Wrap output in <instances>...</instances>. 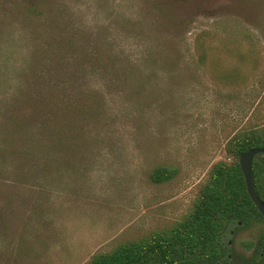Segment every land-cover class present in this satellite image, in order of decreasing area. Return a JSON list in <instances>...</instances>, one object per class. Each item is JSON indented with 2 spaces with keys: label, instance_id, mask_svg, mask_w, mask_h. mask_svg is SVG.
Instances as JSON below:
<instances>
[{
  "label": "rangeland",
  "instance_id": "1",
  "mask_svg": "<svg viewBox=\"0 0 264 264\" xmlns=\"http://www.w3.org/2000/svg\"><path fill=\"white\" fill-rule=\"evenodd\" d=\"M173 1L194 21L181 44L183 70L150 76L141 106L127 94L110 96L111 140L84 185L59 178L48 190L28 188L15 182L12 162L0 163V206L9 214L3 246L12 245L0 264H90L97 254L170 229L191 211L213 165L229 160L230 138L264 127V0ZM142 4L117 0L116 12L152 18ZM146 20L141 35L129 33V45L150 44L140 36L158 34ZM203 31L212 43L206 64L194 46ZM3 60L9 71L0 77V107L15 93L23 52L10 44ZM158 166L176 169L177 177L153 183ZM40 201L47 203L43 220L32 218ZM232 230L222 264H264V221Z\"/></svg>",
  "mask_w": 264,
  "mask_h": 264
},
{
  "label": "trees",
  "instance_id": "2",
  "mask_svg": "<svg viewBox=\"0 0 264 264\" xmlns=\"http://www.w3.org/2000/svg\"><path fill=\"white\" fill-rule=\"evenodd\" d=\"M141 1L152 18L119 16L117 0H0V77L9 71L3 60L8 45L16 44L24 56L15 93L0 107V163L12 162L18 185L44 191L63 181L59 178L84 185L97 153L111 140L110 96L127 94L141 106L150 76L181 73L187 60L181 44L193 19L179 15L173 0ZM146 19L158 34L140 36L150 37V44L129 45V33L141 35ZM209 34L198 33L194 41L202 64L212 48ZM225 148L229 160L213 165L182 221L97 254L90 264L229 261L226 238L232 227L264 221L240 167L244 154L264 148V127L238 132ZM177 175L176 169L158 166L150 179L165 184ZM253 181L264 202V154L253 160ZM38 206L32 218L43 220L47 203ZM8 218L0 206V253L12 247L3 246Z\"/></svg>",
  "mask_w": 264,
  "mask_h": 264
},
{
  "label": "water",
  "instance_id": "3",
  "mask_svg": "<svg viewBox=\"0 0 264 264\" xmlns=\"http://www.w3.org/2000/svg\"><path fill=\"white\" fill-rule=\"evenodd\" d=\"M259 154H264V148H255L244 154L240 158V167L246 180L248 193L258 211L264 217V202L257 195L253 181V160Z\"/></svg>",
  "mask_w": 264,
  "mask_h": 264
}]
</instances>
